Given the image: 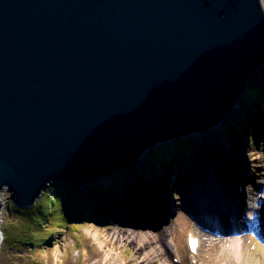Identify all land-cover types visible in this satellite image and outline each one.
Here are the masks:
<instances>
[{
  "label": "water",
  "instance_id": "1",
  "mask_svg": "<svg viewBox=\"0 0 264 264\" xmlns=\"http://www.w3.org/2000/svg\"><path fill=\"white\" fill-rule=\"evenodd\" d=\"M263 66L264 0H0V197L203 138Z\"/></svg>",
  "mask_w": 264,
  "mask_h": 264
},
{
  "label": "rangeland",
  "instance_id": "2",
  "mask_svg": "<svg viewBox=\"0 0 264 264\" xmlns=\"http://www.w3.org/2000/svg\"><path fill=\"white\" fill-rule=\"evenodd\" d=\"M258 78H261L264 83V68L255 75L254 79L256 80ZM252 84H254L253 81ZM259 85L264 86V84ZM252 89L249 88L248 91L254 92ZM249 92H246V94L241 98V104H247L249 99L252 98V94ZM262 99L264 101V97ZM260 108L262 109V107ZM233 112L234 113L230 115L231 118H228V125H240L242 118L240 117L241 114L237 111ZM262 112H264V110H262ZM259 116H261L262 119H260V117L257 119L262 125V133H264V113L259 114ZM228 125L226 124L222 129H220L218 137L212 139L214 145H218L221 148L223 146L236 148L237 151L244 157L245 161L250 160L253 155L262 157L264 160V146L262 145V142L258 143L259 145H253L249 138L244 135L242 136V139L237 140V138L232 136L236 134L234 127L231 128ZM183 142L184 144L186 143V141ZM173 144L184 147L181 140L170 141L167 144L156 147L154 151L148 154L147 159L151 160L152 164L156 165V162L160 157V151L164 152ZM185 146L186 150L189 152V156L183 166L186 164L190 165V160H192L191 158L193 155L196 157V160H198V157H200L202 161L205 160L203 155L204 149L200 142H194L192 140L191 143L187 142ZM208 146L210 147L211 145L208 144ZM162 154L164 158V153ZM246 163L254 165L252 172L253 174L255 173V175L252 174L253 178L251 179V183L259 186L260 182H262L261 179H259L260 173H264V165H262V162L259 163V161L256 163H253L252 161ZM136 166L137 165H134L132 170L141 169L139 166L136 168ZM183 166L181 165V167ZM142 169H145V167ZM121 173L113 175L112 178L108 180H101L98 184L100 183L103 186H107L106 188L108 189V186L115 187L122 182L117 178ZM141 175L143 174L140 173L137 175L139 179V183L137 185L139 188H143V193L146 194L147 191L144 188L143 177H139ZM123 176L125 175H122L121 178H123ZM181 176L182 178L186 177V175H183L182 173L179 175V178ZM133 182H135L133 178L128 179V186L132 187ZM153 182L155 183L154 180ZM52 184L49 185L48 188L52 187ZM96 187L100 186L97 185ZM118 187H120V185ZM245 187L247 188V186ZM150 188L153 189L152 187ZM159 190L161 191L162 189ZM248 190L254 191L252 184ZM73 191L75 192L74 188ZM254 192L256 193V190ZM123 193L124 191L120 190L118 194H121L122 196H120V200L126 202L124 201L125 195ZM75 194L80 197L78 193L75 192ZM154 194L155 192L153 195ZM165 197L167 198L166 203L168 204V210L174 207V212L171 213L167 220L163 218L155 230H149L152 235L165 236L166 245L164 246V251H162L161 254L163 256L162 260H164L167 264H210L213 260L215 261L212 263L217 262V259L212 258V254L216 251V248L221 247L223 244L205 241L201 245L198 254L189 256L186 249L183 261L178 258L174 242L178 232L180 233L182 231L181 237L183 238V244L185 245L186 232L198 231V228L193 223H191L188 228L178 226V215H185V213L181 211L180 196L177 190H172V192L167 194ZM92 198L91 200L93 201ZM3 199L5 206L3 210L2 230L4 231L7 240L4 241L0 247V264H145V262H143L144 251L136 246L135 243L126 240V231L128 229L131 230L132 227H124L118 224L119 222L115 221L116 219L114 218L115 213H112V217L108 216L102 220H89L88 217H85L87 214L75 213V218L70 220L69 224L66 225L65 222H60L57 207L56 211L53 209L49 210V208H43L41 209V212L35 215V211H31L28 212L29 216L24 215V211L23 213L14 211V205L9 199L8 192L4 193ZM39 199L40 198H38L37 201H39ZM76 209H78V207H76ZM34 219L36 221L39 220L40 224L35 222ZM79 221H81V223ZM75 224H78L79 227H74ZM140 231L145 232L146 230ZM41 239H44V241H40ZM31 241L36 243L41 242V244L34 245ZM184 247L186 248V246Z\"/></svg>",
  "mask_w": 264,
  "mask_h": 264
},
{
  "label": "bare ground",
  "instance_id": "3",
  "mask_svg": "<svg viewBox=\"0 0 264 264\" xmlns=\"http://www.w3.org/2000/svg\"><path fill=\"white\" fill-rule=\"evenodd\" d=\"M233 113V111L230 112L229 116L226 118V121L220 126L211 129L207 136L199 138L202 142L201 144H204L205 146V152L203 153V155L204 157L208 155V157L203 161L200 158L197 167L193 168V170L195 171L191 174L189 179L186 180L184 184H181L179 186V193L182 194L180 202L181 204L182 202L184 204H186L187 202L189 204L190 212L195 215L199 214V217L203 222L210 224L212 219L215 218L214 216H217V218H224V222L227 221V224H232L233 228L236 230H239L241 228L240 222L246 223V226L249 225L247 226V228L251 230L253 229L252 218L254 215L255 217H257L258 207L254 206V204L250 205L248 203L250 199L254 200V202L256 203V200L254 198L256 194L248 190L250 189V186L252 184L251 179L253 178L252 170L254 165L246 162L252 161L253 163H256L257 161H259V163L262 162V165H264L262 161L263 158L253 155L250 160L245 161L244 157L237 151L236 148H228L226 146H223L222 148L219 147L220 154L223 157L218 162V165H220L222 169H220L221 171L217 172L216 167L218 168V165L213 162L212 155L209 152L210 148L207 144L208 142L213 143L212 139L219 136L220 129H222L226 124H229L228 118H231L230 115ZM257 132L259 137H261V127H258ZM232 136L237 138V140L241 139L238 136ZM193 141L199 142L198 139H194ZM131 170L132 168L126 170L128 172H125L124 174L129 175L135 171V169L132 171ZM253 175H255V173ZM263 175L264 173L261 172L260 176L262 177V180H264ZM110 178L112 177H108L107 180ZM240 186H243V191H240ZM245 186H247V188ZM81 189L82 188H77L78 191H80ZM124 193L126 195L128 191H125ZM148 194L144 195L143 193H141L142 197H140L149 198ZM188 194H191L192 198L190 197L188 199L186 197ZM133 198H136V200L138 199V197ZM153 198H157V203L159 206H161V212L159 215H157L161 222L165 216H168V204L160 202L162 200V195L159 193L154 194ZM236 200H240L241 203L237 205ZM85 202L86 201L82 197L81 203H83L84 206ZM132 202L133 200H130V202L127 203L128 210L132 206ZM216 203L223 206V210L225 211L226 216L225 214H223L224 212H216L217 209H214ZM259 207L261 208V210L264 208L261 203H259ZM243 211L248 212V215H245L247 217V220L243 215ZM193 214L190 215L193 216ZM115 221L118 222V219H116ZM237 222L239 223L237 224ZM249 222L251 225L248 224ZM191 223L192 220H190V217L187 216L186 213L185 215H178V226L188 228ZM137 225L138 226L135 227V229L131 228V230L128 229L126 231V240L135 243L136 246L144 251L143 262H145V264H167L164 260H162L163 256L161 255L162 251H164V246L166 245L165 236H155L149 232V230L154 229L156 223L150 220L148 221L146 218H144L142 220H139ZM142 225H144V227ZM140 230L146 231L141 232ZM188 233L189 232H186L185 234V245L183 244V238L181 237L182 231L180 233L178 232V235L176 236L174 241L177 256L181 261H183L185 257L186 249L188 250ZM238 239L239 241H237ZM229 240H233V242H224L221 247L215 249L216 251L212 254V258L217 259V262L212 263L213 261H215L213 260L212 262H210V264H264V244L252 234H243L242 236L235 235L234 237L229 238ZM184 246H186V248ZM188 254L192 256L190 252Z\"/></svg>",
  "mask_w": 264,
  "mask_h": 264
},
{
  "label": "trees",
  "instance_id": "4",
  "mask_svg": "<svg viewBox=\"0 0 264 264\" xmlns=\"http://www.w3.org/2000/svg\"><path fill=\"white\" fill-rule=\"evenodd\" d=\"M258 79H256V80L254 79V81H253L254 84H252L253 87H255L253 89L254 90V92H253L254 96H252V98L249 99L248 103L245 106L246 108H248L250 110H254L256 112L258 111V105L255 104L254 102H255V100L257 102L259 100H262V99H260V97L262 98V95L259 94L258 91H257V88H261V86H259L258 83L259 82H262V81H261V79L260 80H258ZM259 102H261V101H259ZM262 103L264 104V101ZM248 121H250V118L249 119H246V122H248ZM235 129L238 131V133L240 135L243 134V128H241L239 125H235ZM176 152H177L178 155H180L179 157L181 158L186 151L185 150L182 151V150L176 148ZM170 162H171V165L174 164L173 163L174 161L171 160V159H170ZM156 163H157V165H156V167L154 169H156V171H158V173L164 174V172H165V164L166 163L163 162V156L162 155H160V157L158 158V161ZM120 176H118V179H121ZM69 189L70 188H68L67 186H64V185H57V184L56 185H53L52 187L48 188L47 191L44 192V194L39 199V201L36 203V205L32 209H30L29 211H26L27 213L25 212L24 215H29L28 212H31V211H35V213H34V215H35V214L41 212V209H43V208H47V209L49 208V210L50 209H53V210L56 211V207H57L58 208V216H59V218H61L60 221L61 222L64 221L66 219L65 216H64V214H63L64 203H65V197H64L65 196L64 195L65 192L64 191L67 192V191H69ZM107 193L108 194H112L111 193V190H108ZM97 194L103 200L106 193L101 188H99V191H98ZM106 196H107V194H106ZM108 198L111 199L112 198V195L108 196ZM92 207H93V204H92ZM13 209H14L15 212H22V211H19L18 209H16V207H14V206H13ZM34 221L35 222H38L40 224L39 220L36 221L34 219ZM4 239H5L4 241L7 240V237H6L5 233H4ZM40 241H44V239L43 240L41 239ZM31 242H33V241H31ZM33 244L34 245H40L41 242H39V243L38 242L37 243L34 242Z\"/></svg>",
  "mask_w": 264,
  "mask_h": 264
},
{
  "label": "snow or ice",
  "instance_id": "5",
  "mask_svg": "<svg viewBox=\"0 0 264 264\" xmlns=\"http://www.w3.org/2000/svg\"><path fill=\"white\" fill-rule=\"evenodd\" d=\"M190 245L193 248V250H195V241H190Z\"/></svg>",
  "mask_w": 264,
  "mask_h": 264
}]
</instances>
